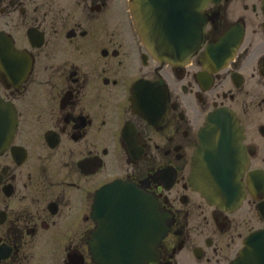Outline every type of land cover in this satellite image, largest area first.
<instances>
[{
  "label": "flooded vegetation",
  "instance_id": "obj_1",
  "mask_svg": "<svg viewBox=\"0 0 264 264\" xmlns=\"http://www.w3.org/2000/svg\"><path fill=\"white\" fill-rule=\"evenodd\" d=\"M130 4L0 0V264H264V0L210 2L185 64ZM219 108L242 126L225 206L192 179Z\"/></svg>",
  "mask_w": 264,
  "mask_h": 264
},
{
  "label": "water",
  "instance_id": "obj_2",
  "mask_svg": "<svg viewBox=\"0 0 264 264\" xmlns=\"http://www.w3.org/2000/svg\"><path fill=\"white\" fill-rule=\"evenodd\" d=\"M210 1L132 0L131 9L147 48L161 61L185 64L203 44L205 24L200 12ZM241 129L232 111L217 109L201 132L192 179L209 201L218 205L237 204L242 200ZM109 190L138 192L141 199L142 193L130 185L113 184L104 191ZM143 199L147 208L148 198L144 195ZM148 213L146 209L145 218ZM262 234L255 235L256 239Z\"/></svg>",
  "mask_w": 264,
  "mask_h": 264
}]
</instances>
